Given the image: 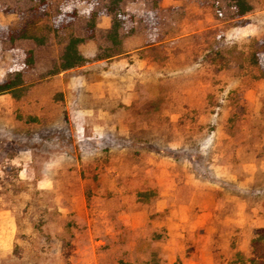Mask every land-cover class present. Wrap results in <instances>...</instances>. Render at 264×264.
<instances>
[{"label":"rangeland","instance_id":"obj_1","mask_svg":"<svg viewBox=\"0 0 264 264\" xmlns=\"http://www.w3.org/2000/svg\"><path fill=\"white\" fill-rule=\"evenodd\" d=\"M108 1L46 0L33 16V0H0L11 29L77 12L43 45H1L0 79L28 49L35 66L25 96L0 95V208L16 225L0 264H249L264 226V76L249 62L264 0L241 18L228 0H173L149 47L48 76ZM150 5L123 0L134 21L122 38L143 33Z\"/></svg>","mask_w":264,"mask_h":264},{"label":"trees","instance_id":"obj_2","mask_svg":"<svg viewBox=\"0 0 264 264\" xmlns=\"http://www.w3.org/2000/svg\"><path fill=\"white\" fill-rule=\"evenodd\" d=\"M34 5L28 10L31 15H45L46 0H33ZM122 0H109L108 3L100 10H91L87 14L86 22L84 25V33L82 37L75 36L71 33L68 34L62 53L58 60L54 62L47 72L48 76L56 75L60 72L78 68L91 61H99L110 59L114 56L123 54L121 44L122 36L119 31L126 28V24H131L134 21V16L121 10L120 3ZM151 5L149 10L143 11L139 15L140 21L144 24V28L148 34L156 35L157 29V16L156 11L158 4L161 0H150ZM233 9L234 16L241 18L252 10V6L246 0H228ZM102 15L111 16V24L106 35V39L110 47L97 53L93 59L84 57L78 46L86 40L95 39V25L96 19ZM77 18L75 9L62 11L52 18L50 24L38 25L26 19L17 28L11 29L0 24V50L4 42L12 43L15 40L29 39L37 45H43L47 41V37L43 35V31L51 32L57 35L60 32L69 31ZM246 23V22H245ZM132 27L129 28V33H132ZM249 62L255 66L264 76V40L254 41V48L249 54ZM35 66L34 53L31 49L24 52V58L21 67L6 77L0 79V95L8 93L14 99L19 100L29 90L23 80V75ZM251 253L248 257L249 264H264V226L255 230L254 236L250 241Z\"/></svg>","mask_w":264,"mask_h":264},{"label":"crops","instance_id":"obj_3","mask_svg":"<svg viewBox=\"0 0 264 264\" xmlns=\"http://www.w3.org/2000/svg\"><path fill=\"white\" fill-rule=\"evenodd\" d=\"M172 1L173 0H161L159 2L158 8L156 11L158 27H159V21H160V13L162 12L163 8L167 7L168 5L167 3L168 2L172 3ZM120 8L122 11L126 12V9L123 6V0L120 3ZM149 8L150 6L145 8L144 11L149 10ZM110 24H111V16L102 15L99 17L95 25V39L86 40L85 42L81 43L78 46L80 53L84 57L91 58L97 54L98 49L97 47H95L93 43L98 38L99 30L104 31L105 34L108 33ZM143 27H144V24H143ZM119 33L121 35L122 30H120ZM146 39H147V32L145 28H144L143 33L135 30V32L133 31V33H131L127 37L125 38L123 37L122 44H121L123 56L131 52H134V51H139L145 47H149L150 45L143 46ZM4 200H5L4 197L0 196V202H4ZM85 219L87 220V224L90 226V221L92 220V217L85 214ZM15 232H16V225H15L12 211L6 208H0V256H5L11 252V245H12Z\"/></svg>","mask_w":264,"mask_h":264}]
</instances>
